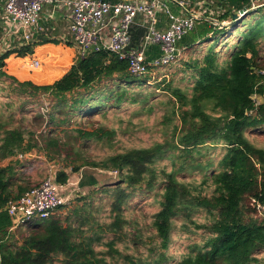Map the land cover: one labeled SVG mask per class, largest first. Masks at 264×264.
Instances as JSON below:
<instances>
[{"label": "trees", "instance_id": "1", "mask_svg": "<svg viewBox=\"0 0 264 264\" xmlns=\"http://www.w3.org/2000/svg\"><path fill=\"white\" fill-rule=\"evenodd\" d=\"M259 2L260 8L228 27L201 26L203 36L181 40V53L196 52L183 63L189 84L154 86L170 97L161 122L168 138L147 146L114 148L116 129L105 125L106 118L88 121L135 107L151 114L155 93L148 88L156 73L132 76L126 62L103 51L78 58L70 41L40 34L0 54V84L7 82L18 97L45 95L50 101L38 138L0 119V264H264V219L257 209L264 206V149L247 137L264 129V101H253L264 98V82L255 73L264 69V1ZM232 17L226 11L221 19ZM33 61L36 68L30 66ZM93 146L107 151L93 159ZM217 148L218 160L207 161L198 180L180 178L200 167L194 157ZM33 151L73 173L87 166L117 172L116 183L94 189L85 199L106 195L107 216L100 207L94 212L79 207L64 219L50 215L10 230L3 207L31 189L32 177L19 156ZM54 177L59 183L68 179L63 171ZM151 195L157 209L150 217L128 214L130 199ZM198 213L205 214L203 223L193 218ZM140 221L150 223L140 226ZM176 223L201 239L175 260L166 251ZM28 225L32 232L18 243L15 233Z\"/></svg>", "mask_w": 264, "mask_h": 264}, {"label": "built area", "instance_id": "2", "mask_svg": "<svg viewBox=\"0 0 264 264\" xmlns=\"http://www.w3.org/2000/svg\"><path fill=\"white\" fill-rule=\"evenodd\" d=\"M191 1L0 0V54L28 45L36 35L45 33V27L40 20L44 7L48 6L49 21L56 17L60 10L68 9V31L72 36L70 42L76 49L78 58L91 51H103L113 54L121 62H126L127 70L132 76L154 75L156 69L167 67L178 60L182 51L178 43L188 32L201 26L221 29L234 22V19H213L200 5H197L198 10H193ZM171 6L177 11L174 12ZM261 6L259 0H247L242 9H232L231 13L236 14L238 18L235 20H238ZM241 10L243 11L240 13ZM161 14L166 22L162 28L159 27ZM134 25L144 29L143 38L137 46L132 45L131 40ZM152 46H156L160 54L149 58L147 53ZM30 66L36 68L38 63L33 61ZM255 73L264 82V69ZM256 99L254 96L253 101L257 105ZM116 174L115 171L111 172V175ZM67 187H71V191L64 195ZM76 193L78 190L73 182L59 183L54 176H49L38 186L4 205L3 210L12 225L10 230H15L34 219L48 218L74 198Z\"/></svg>", "mask_w": 264, "mask_h": 264}, {"label": "rangeland", "instance_id": "3", "mask_svg": "<svg viewBox=\"0 0 264 264\" xmlns=\"http://www.w3.org/2000/svg\"><path fill=\"white\" fill-rule=\"evenodd\" d=\"M251 19L252 18L244 20L243 24L246 25L250 23ZM200 28L201 27H197L196 30L188 32L185 35L182 43L189 40L195 41L200 36H203L205 33L201 32ZM207 31L210 30L207 29L206 32ZM227 43L231 44L232 40H227ZM182 46V44L178 45L181 50H183ZM204 47L205 46H203L202 50L200 51L199 56L202 55V52L205 49ZM195 55L196 52L185 50L181 53L180 58L176 60L174 64H171V66L167 68L161 69L159 71L156 70L154 72L156 74L153 76L154 79L150 80V88H148L155 93V96L153 97V99H155L153 102L154 109L151 114H147L145 111H142L138 107H135L132 109H124L120 112H116V110H113L105 117H101L99 115L95 118H91L88 122L90 123L91 121L96 120L101 121L103 120V118H106L105 125L107 127H113L114 129H116V138L113 145L114 148L117 149L147 146L154 141H162L168 138V136L165 135L167 129L165 130L161 122L163 114L169 111L168 109L170 106L167 105V103H170V97L167 93L161 92L160 88L155 90L154 86L159 84L161 81H164L162 84H160L162 88L170 83V81L173 86H187L189 84L187 80L189 69H187V67L183 63H186L190 59L194 58ZM43 62H45L43 65L44 68L49 66L47 60L43 59ZM43 67L39 71L43 70ZM0 89H2L0 90V119L7 122L6 125L8 127L12 128L14 126H19L23 129L31 131L32 133H34V136L38 138L39 134L44 129L48 117L47 115L49 113L50 103L49 98L45 95H39L35 98L18 97L9 88L7 82L0 84ZM148 89L145 90L144 93H149ZM262 101H264V98L257 97V103H261ZM134 112H138V114L134 115ZM169 123L170 125H174L176 121L171 119ZM247 137L249 141L256 147L264 149V129H262V131L260 132L248 133ZM92 151L94 155L93 159H95L97 158L96 156L104 155L107 150L104 148L95 149L93 146ZM220 153L221 152L218 148L215 150L209 149L207 151H203V154L194 157L195 160L200 162V167L196 168L198 172L196 171L192 174H187L188 171L185 170V176H180V178H183L186 181L198 180L201 176L199 172L206 168L207 161L216 162L220 156ZM19 160L24 162L25 174L32 177L31 183L29 182L32 187L37 186L47 174L48 177L56 176L58 172H64V170H67L68 178L70 179V181H74V173L71 172L70 167H64L63 163H61L60 161L58 164L56 162L47 163L44 154L41 152L37 153L36 151H33L30 154H27V156L21 157ZM7 163V161L4 162V164ZM169 168L170 166L168 165V169ZM80 171H82L83 174L87 173L88 176L91 175V177H93L92 175L97 176L98 185L90 188H80V190H78V193L75 194L74 198L69 200L67 204L60 207L52 215L53 218L58 217L64 219L68 217V215H70L75 208L79 207H84L85 209L87 207H90L93 212L96 210V208L100 207L102 209V213L100 214H104V216H107V204L109 203V198L106 195L100 192V194H96L94 198L90 199L89 201H86L85 199L89 194H91L92 191H94V189L98 190L104 185L107 186L116 183V181L118 180V176L108 175L109 171L91 168L88 166L81 168ZM156 204L157 203L154 199V196L152 195L148 196L144 200H141L140 196H135L134 198L130 199L129 203L127 204V206H129V210L127 212H129L128 214L138 216L139 218H141L143 215H147L148 217H150L151 214L154 213L157 209ZM257 209L259 210V217H262L264 219V206H257ZM103 211L106 212L104 213ZM193 218L196 221L203 223L205 221V214L198 213ZM73 221L74 220H71L69 222L72 223ZM149 223L150 222H139L140 226H148ZM30 228L31 227L29 226L24 230H20L15 233V239L18 243H21L23 239L30 232H32ZM129 235H133V233H130ZM131 237L132 236H130V238ZM200 239L201 238L199 235H190L185 229L180 227V223H176L171 235L170 246L166 251L167 257L169 259L173 258L175 260L180 258L185 252H188L189 249L187 248V246L189 244L197 242ZM146 242L151 247H153L151 238L146 239ZM140 253L145 254V250L142 247H140Z\"/></svg>", "mask_w": 264, "mask_h": 264}, {"label": "crops", "instance_id": "4", "mask_svg": "<svg viewBox=\"0 0 264 264\" xmlns=\"http://www.w3.org/2000/svg\"><path fill=\"white\" fill-rule=\"evenodd\" d=\"M108 1L118 2L120 0H108ZM202 2H205V4H203ZM191 3L194 6L193 10H198L197 5H200L206 10V14L212 15L213 19H217V18L221 19V16L224 13V11H229V12H232L233 10L239 11L241 7H243V5L245 4L244 0H192ZM171 9L174 12L177 11V9L174 6H171ZM48 13H49V7L46 6L44 7L42 11V18L40 20V23L45 27L44 29L46 31L45 33L41 32L40 35H42L44 38H56L58 40H62V41L65 40V41L72 42V36L70 35V32L68 31V25H69L68 9L60 10L59 13L56 15V17H54L53 19H50V21L47 19ZM165 24H166L165 17L164 15L161 14L159 27L162 28ZM106 33H108V28L106 29ZM143 35H144V29L137 25H134L131 31L132 45L134 46L139 45L143 38ZM181 40L179 41L178 45L181 43ZM182 49H185V47H182ZM72 50L74 51V49ZM147 54L149 58H153V57L158 56L160 52L156 46H152L148 49ZM7 162H9V160H7ZM3 165H6V164L3 163ZM64 173L68 176L67 170H64ZM108 175H111V172H108ZM92 176L93 177H91V175L88 176L87 173L83 174L82 171H78L74 173L73 183L75 184L76 189L80 190V188L81 189L90 188V187H95L96 185H98L97 176L95 175H92ZM67 182H71L69 178L67 179ZM70 191H71V187L65 188L64 195L68 194ZM36 220L37 219L30 221L29 224L34 223ZM27 227H29V225L20 230H24Z\"/></svg>", "mask_w": 264, "mask_h": 264}, {"label": "water", "instance_id": "5", "mask_svg": "<svg viewBox=\"0 0 264 264\" xmlns=\"http://www.w3.org/2000/svg\"><path fill=\"white\" fill-rule=\"evenodd\" d=\"M243 10H241L240 11V13L242 12ZM238 18V16L235 14V15H233V19L235 20V19H237ZM35 37V36H34Z\"/></svg>", "mask_w": 264, "mask_h": 264}]
</instances>
